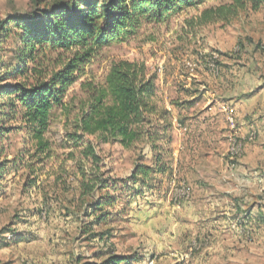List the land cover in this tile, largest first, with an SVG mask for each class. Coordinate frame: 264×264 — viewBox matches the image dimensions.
I'll use <instances>...</instances> for the list:
<instances>
[{
  "label": "rangeland",
  "instance_id": "obj_1",
  "mask_svg": "<svg viewBox=\"0 0 264 264\" xmlns=\"http://www.w3.org/2000/svg\"><path fill=\"white\" fill-rule=\"evenodd\" d=\"M59 1L64 0L37 5L0 0V264H264V225L255 213L260 211L246 214V223L234 225L229 239L217 241L206 237L212 225L188 226L164 207L179 193L167 157L175 137L168 108L198 110L208 103L217 72L209 66L214 56L219 68L223 58L244 64L237 66L246 68V92L264 89V0H193L167 18L141 20L124 42L95 48L81 76L66 88L62 104L73 111L85 98L81 84L99 86L112 63L128 61L144 64L154 76L157 107L169 113V127L154 126L155 149L141 143L125 149L84 137L95 147V165L80 157L82 146L67 137L73 116L66 121L59 107L49 113L48 148L38 153L22 117L21 94L2 90L33 87L40 70L57 72L74 55L45 51L41 44L31 51L26 46L22 21L41 16ZM251 132L255 138L249 141ZM258 136L249 129L246 143ZM258 158L248 161V175L260 167L256 163L264 169V153ZM137 166L147 175L132 181ZM79 168L85 182L98 183L92 192L83 194ZM249 179L246 191L252 194L247 197L264 203V182ZM99 185L104 188L97 190Z\"/></svg>",
  "mask_w": 264,
  "mask_h": 264
},
{
  "label": "trees",
  "instance_id": "obj_2",
  "mask_svg": "<svg viewBox=\"0 0 264 264\" xmlns=\"http://www.w3.org/2000/svg\"><path fill=\"white\" fill-rule=\"evenodd\" d=\"M31 1L36 5L39 3V0ZM192 2L64 0L43 11L39 17L22 21L28 37L26 46H29L30 51L34 44H41L45 51H74L72 58L60 64L61 68L57 72L46 73L40 70L33 87L17 84L2 88L5 95L21 94L20 102L24 107L22 117L24 123L30 126L37 152L44 153L48 148L44 134L49 113L54 107H59L66 121H70L72 113V121L68 122L71 131L67 132V137L75 143V147L82 146L80 157L90 160L93 165L97 164L98 156L93 145L83 142L86 136L96 137L102 144H119L125 149L138 143L155 149L158 135L154 126L163 123L161 131L169 127V113L158 109L155 102V78L149 76L144 64L128 61L112 63L102 84L80 85L85 98L78 100L73 111L67 104H62V100L68 85L81 76L82 67L89 61L95 48L124 42L126 37L136 32L141 20L167 18ZM79 170L83 194L92 192L98 183L93 180L85 182V173L82 168ZM146 172L137 166L130 179L134 181L140 176L145 177ZM103 188L99 185L97 190ZM97 207L100 208L101 204H97Z\"/></svg>",
  "mask_w": 264,
  "mask_h": 264
},
{
  "label": "crops",
  "instance_id": "obj_3",
  "mask_svg": "<svg viewBox=\"0 0 264 264\" xmlns=\"http://www.w3.org/2000/svg\"><path fill=\"white\" fill-rule=\"evenodd\" d=\"M213 60L211 63L218 67V61ZM237 63L242 64L232 58L221 59V67L212 77L211 99L202 108H168L175 136L173 150L167 156L171 176L177 178L178 191L183 186L188 196L174 201L173 195L172 205L164 207L175 213L180 223L184 220L191 227L212 225L206 237L217 241L229 239L232 227L246 223V214L253 215L254 211H260L255 213L261 218L258 223L264 225V203L247 197L252 192L246 191L249 176L264 182L260 162L252 175L246 168L250 160L261 161L256 155L264 153V89L246 92V68ZM226 110L232 111L233 125L228 122ZM252 128L259 136L249 144L246 134ZM232 138L240 145L237 154L232 152Z\"/></svg>",
  "mask_w": 264,
  "mask_h": 264
},
{
  "label": "built area",
  "instance_id": "obj_4",
  "mask_svg": "<svg viewBox=\"0 0 264 264\" xmlns=\"http://www.w3.org/2000/svg\"><path fill=\"white\" fill-rule=\"evenodd\" d=\"M213 59H215V56H214ZM209 66L211 67L212 72L217 71V67H216V65L213 62L212 63L210 62ZM226 112L228 114L227 118H228L229 124L233 125L234 124V120H233V117H232V111L231 110H226ZM254 138H255V133L251 132L249 134V136H248V140L252 141ZM231 141L233 142V145H234L233 148H232V152L237 154L239 152V150H240V145L235 144V140L233 138L231 139ZM187 196H188V193H187L186 189H184L183 186H180L179 193H178L177 197H175L174 201H176L178 198H187Z\"/></svg>",
  "mask_w": 264,
  "mask_h": 264
}]
</instances>
